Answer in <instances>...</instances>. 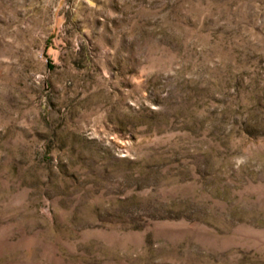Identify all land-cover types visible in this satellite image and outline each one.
Returning <instances> with one entry per match:
<instances>
[{
    "label": "rangeland",
    "instance_id": "1",
    "mask_svg": "<svg viewBox=\"0 0 264 264\" xmlns=\"http://www.w3.org/2000/svg\"><path fill=\"white\" fill-rule=\"evenodd\" d=\"M0 264H264V0H0Z\"/></svg>",
    "mask_w": 264,
    "mask_h": 264
}]
</instances>
